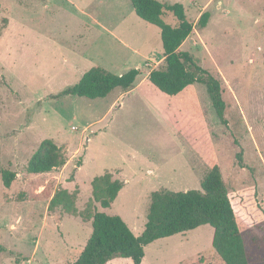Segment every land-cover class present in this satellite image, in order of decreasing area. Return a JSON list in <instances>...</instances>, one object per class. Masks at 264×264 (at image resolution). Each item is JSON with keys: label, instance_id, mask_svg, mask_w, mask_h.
<instances>
[{"label": "rangeland", "instance_id": "rangeland-1", "mask_svg": "<svg viewBox=\"0 0 264 264\" xmlns=\"http://www.w3.org/2000/svg\"><path fill=\"white\" fill-rule=\"evenodd\" d=\"M160 1L183 3L195 23L210 11L208 25L193 30L181 49L221 81L227 124L204 85L169 95L151 83L149 71L165 63L161 30L138 17L131 0H0V264L76 261L92 223L62 207L50 211L49 202L62 188L78 189L76 205L85 212L101 167L119 164V174L122 163L125 192L109 208L96 205L121 215L136 235L153 191L201 189L218 164L250 264H264V0ZM164 18L177 24L172 13ZM94 66L147 74L105 97H52ZM44 139H53L67 162L30 173L28 161ZM149 168L150 180L134 177ZM3 169L17 172L9 188ZM213 236L214 227L204 224L157 239L142 264H226Z\"/></svg>", "mask_w": 264, "mask_h": 264}, {"label": "trees", "instance_id": "trees-1", "mask_svg": "<svg viewBox=\"0 0 264 264\" xmlns=\"http://www.w3.org/2000/svg\"><path fill=\"white\" fill-rule=\"evenodd\" d=\"M131 3L138 17L161 30L165 63L149 71L151 83L169 95H177L195 83L204 85L218 119L227 124L221 81L201 66L189 51L181 49L193 30L208 25L210 11H204L195 23L189 19L184 4L180 2L131 0ZM167 13H172L176 18V25L165 20ZM143 74H147V71L141 67L117 74L102 66H94L84 72L76 84L52 97H105L117 87L124 90L134 88ZM237 159L239 165H243L241 152L237 154ZM66 162L62 148L53 139H44L29 159L27 170L34 174L47 173L64 166ZM1 175L4 185L9 188L17 172L3 169ZM91 185L93 199L85 212H79L76 205L78 189L71 192L62 188L49 202L50 211L62 207L67 213L80 215L85 221L92 219L93 231L78 259L70 264H107L118 257L131 258L133 264H141L146 255L145 248L150 243L204 224L214 227L213 247L226 264H250L245 238L218 164L211 166L201 183V189L153 191L147 222L140 235L133 232L121 215L97 209L96 203L103 208L112 206L125 185L124 181L107 171L95 176Z\"/></svg>", "mask_w": 264, "mask_h": 264}, {"label": "crops", "instance_id": "crops-1", "mask_svg": "<svg viewBox=\"0 0 264 264\" xmlns=\"http://www.w3.org/2000/svg\"><path fill=\"white\" fill-rule=\"evenodd\" d=\"M83 75V74H82ZM118 165L119 164H114V165H110V166H106V165H104V166H102L101 167V169H100V171L99 172H101L102 174H104L105 172H107V171H109V172H111V173H113L114 174V177L116 178L117 176L118 177H121L120 179L121 180H123L124 181V183H125V185H124V187L121 189V191L119 192V194L118 195H120V194H122V193H124L125 192V189L127 188L126 186L129 184L128 182H130L129 181V179H126V177H125V175H124V168H123V166H125L126 165V163H122V165H120L119 167H120V171H119V174H116L115 172L116 171H114V169H116L117 167H118ZM107 169V170H106ZM103 170H105V171H103ZM147 171V170H146ZM150 171H155L154 169L152 170L151 168H149V170H148V172H143V170H141L138 174H136V175H134V177H138L139 178V180H141V181H144V180H150L151 179V177H149V176H152L151 174H148ZM155 173V172H154ZM125 178V179H124ZM94 179V178H93ZM127 184V185H126ZM113 205V204H112ZM103 211H106V209H104ZM90 223H92V219L91 220H88ZM145 228V227H144ZM144 230V229H143ZM143 232V231H142ZM141 232V233H142ZM140 233V234H141ZM91 235V234H90ZM148 246V245H147ZM146 246V247H147ZM146 249V248H145ZM146 256V255H145ZM145 258V257H144ZM144 260V259H143ZM143 262V261H142ZM142 264V263H141Z\"/></svg>", "mask_w": 264, "mask_h": 264}]
</instances>
